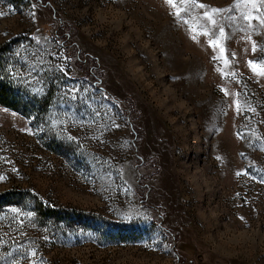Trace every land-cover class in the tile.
Instances as JSON below:
<instances>
[{
  "label": "rangeland",
  "instance_id": "obj_1",
  "mask_svg": "<svg viewBox=\"0 0 264 264\" xmlns=\"http://www.w3.org/2000/svg\"><path fill=\"white\" fill-rule=\"evenodd\" d=\"M173 3L0 0V264H264V0Z\"/></svg>",
  "mask_w": 264,
  "mask_h": 264
},
{
  "label": "trees",
  "instance_id": "obj_2",
  "mask_svg": "<svg viewBox=\"0 0 264 264\" xmlns=\"http://www.w3.org/2000/svg\"><path fill=\"white\" fill-rule=\"evenodd\" d=\"M36 1L38 2V0ZM55 38L61 40L59 49H61L64 53L68 52L69 48L72 46H75L73 43H70V37L67 34L57 33ZM14 42L15 41L13 40L0 45V106L14 111L24 117L30 118L33 113L37 115V113L46 112L51 106H53L55 85L52 82V79H46L45 89L41 96L29 94L26 87L17 78L15 71L17 58H15V55L12 52V46L15 44ZM76 52L79 54L78 50H76ZM86 57L89 59V64L95 60L90 56ZM56 68H60L61 70V67L59 66ZM90 68V70L84 68L82 70L83 73L87 77L97 79V75L92 73L93 68ZM92 84L96 85L97 83L93 81ZM125 116L129 117L128 112ZM130 131L133 134V129ZM22 197V195L13 193L0 195V209L17 202ZM38 210L39 214H42L43 216H56V213L52 209H46L45 211L41 209Z\"/></svg>",
  "mask_w": 264,
  "mask_h": 264
},
{
  "label": "snow or ice",
  "instance_id": "obj_3",
  "mask_svg": "<svg viewBox=\"0 0 264 264\" xmlns=\"http://www.w3.org/2000/svg\"><path fill=\"white\" fill-rule=\"evenodd\" d=\"M166 2L169 3L170 5H172L173 7L176 6V5L173 3V0H166ZM198 6H200V5H198ZM253 6H254V5H253ZM177 15H179V13H177ZM221 34H222V33H221ZM213 43L215 44L216 42L214 41ZM217 46H218V45H217ZM221 51H223V50L221 49ZM252 67H253V69L255 70L256 66H255V65H252ZM259 74L264 75V69H261L260 72H259Z\"/></svg>",
  "mask_w": 264,
  "mask_h": 264
}]
</instances>
